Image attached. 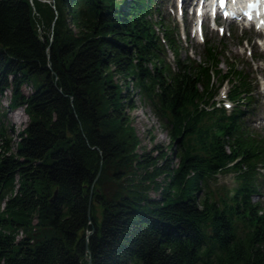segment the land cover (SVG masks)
Here are the masks:
<instances>
[{
	"label": "trees",
	"instance_id": "1",
	"mask_svg": "<svg viewBox=\"0 0 264 264\" xmlns=\"http://www.w3.org/2000/svg\"><path fill=\"white\" fill-rule=\"evenodd\" d=\"M43 1L0 0V97L9 90L6 108L28 119L14 151L0 120V264H264L249 74L226 58L221 73L223 50L205 40L198 61L181 60L152 0ZM223 82L229 110L214 102ZM129 90L169 156L135 152Z\"/></svg>",
	"mask_w": 264,
	"mask_h": 264
},
{
	"label": "rangeland",
	"instance_id": "2",
	"mask_svg": "<svg viewBox=\"0 0 264 264\" xmlns=\"http://www.w3.org/2000/svg\"><path fill=\"white\" fill-rule=\"evenodd\" d=\"M40 1L44 2L43 0ZM174 1L175 0H152L155 12L153 15L150 14V19L153 23L162 20L164 25H168L171 28L176 26L180 44V59L182 60L188 55L192 59L198 61L203 52L202 45L198 38L192 35L190 29L191 18H189L188 11L186 12V18L179 21L176 11L173 10ZM187 2L185 0L184 4ZM217 26L223 27L222 33L217 32L216 29L207 24V26L203 28L202 38L213 47L218 48V50H223L224 55L220 57V63L218 65V69L221 73L227 70L224 61V58H226L228 62L236 65V69L245 71V73L249 74L250 78L253 79L251 84L256 90L252 94L250 103V110L252 111L246 113L245 121L249 128L256 129L258 134L264 137V33L258 34L253 29L241 30L239 28L226 26L221 22H219ZM241 40L246 41L247 44H244L245 42L243 41L241 44ZM248 52H251V56H248ZM165 62H167L170 67H173V58L169 51H166ZM117 81L121 82V79H117ZM31 84L34 86L37 84V81H33ZM228 86L225 85V88ZM129 95L132 99L133 109L127 110L124 108V113L138 141L135 152L138 155L149 154L150 156H153L154 153L161 152L169 156V137L165 129L162 128L161 122L154 117L150 108L141 101L137 92H131L129 90ZM215 98L216 103H218L220 96H215ZM8 102L9 90H5L0 97V114L2 116L0 120L3 122L4 126L9 129L7 135L11 140V150L14 151V143L18 140L15 135L22 131L28 119L22 108L18 107L11 109V111L7 109L6 106ZM170 160L171 166L174 167L176 165L175 158L172 156ZM155 182L163 185L161 177L156 178ZM217 182L218 184L222 183L221 185L230 186L231 177L219 176ZM146 194L151 199H157L159 191L149 189ZM259 197L260 194L252 195L250 201L252 203L260 202L261 204V202H264V197ZM261 205L264 207V204Z\"/></svg>",
	"mask_w": 264,
	"mask_h": 264
},
{
	"label": "water",
	"instance_id": "3",
	"mask_svg": "<svg viewBox=\"0 0 264 264\" xmlns=\"http://www.w3.org/2000/svg\"><path fill=\"white\" fill-rule=\"evenodd\" d=\"M90 200H91V197H90V195H89V196H88V207H87V212L89 211ZM87 264H90V259H89V257L87 258Z\"/></svg>",
	"mask_w": 264,
	"mask_h": 264
},
{
	"label": "bare ground",
	"instance_id": "4",
	"mask_svg": "<svg viewBox=\"0 0 264 264\" xmlns=\"http://www.w3.org/2000/svg\"><path fill=\"white\" fill-rule=\"evenodd\" d=\"M29 90V88H27V91ZM23 92V91H22ZM17 112V111H16ZM18 115V114H17ZM19 116V115H18ZM19 120V119H18ZM17 120V121H18ZM21 236V233L19 232V235H18V237H20Z\"/></svg>",
	"mask_w": 264,
	"mask_h": 264
}]
</instances>
